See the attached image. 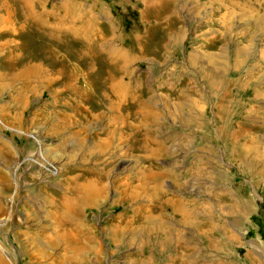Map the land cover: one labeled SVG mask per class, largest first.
Segmentation results:
<instances>
[{
    "label": "rangeland",
    "instance_id": "obj_1",
    "mask_svg": "<svg viewBox=\"0 0 264 264\" xmlns=\"http://www.w3.org/2000/svg\"><path fill=\"white\" fill-rule=\"evenodd\" d=\"M8 1L0 264H264V0Z\"/></svg>",
    "mask_w": 264,
    "mask_h": 264
},
{
    "label": "bare ground",
    "instance_id": "obj_2",
    "mask_svg": "<svg viewBox=\"0 0 264 264\" xmlns=\"http://www.w3.org/2000/svg\"><path fill=\"white\" fill-rule=\"evenodd\" d=\"M21 1L23 2L24 7L29 10V5L24 3L25 0H21ZM4 14H6V11H3V15ZM1 19H4V17H2ZM20 65H21V67H23V68H21L22 74H25V73L26 74H35L36 73V71L34 72V69L30 66V64H28V65L20 64ZM113 121L116 122L117 128H119V130H116V128L114 130H111L108 133L109 139H111V137H113V135L115 136L118 132L122 133V132H120V129L122 131V128L125 127L124 117L121 119H120V116L114 117ZM104 187H105L104 177L102 175H99L97 177V179L96 178L95 179H88L87 178V180H84L82 183L77 184L75 187L74 193L78 197V201H81V203H83V202L88 203V202H93V200H95V199L99 200L105 191ZM103 189H104V191H103Z\"/></svg>",
    "mask_w": 264,
    "mask_h": 264
},
{
    "label": "crops",
    "instance_id": "obj_3",
    "mask_svg": "<svg viewBox=\"0 0 264 264\" xmlns=\"http://www.w3.org/2000/svg\"><path fill=\"white\" fill-rule=\"evenodd\" d=\"M8 1V0H7ZM43 1L44 0H29V2H30V4H31V6H32V12H33V15H32V19H31V21H40L41 20V17L44 19V17H45V19H47L48 21H50V22H52V23H54L53 21H60L61 20V18L62 19H64L65 20V18L64 17H66L67 16V14L68 13H64V14H61L60 16H59V18H56V19H53L52 18V14L51 13H47V18H46V13L44 12V10H42V8H44V4H43ZM70 2H71V0H69ZM1 2H2V0H0V9H1V6H2V4H1ZM8 3H10V6L11 5H14V4H19V6H22V2L20 1V0H9L8 1ZM67 3V2H66ZM11 9L13 8V6L12 7H10ZM43 13H45V14H43ZM41 14H43V15H41ZM71 14V13H70ZM37 15H39V18H37ZM77 15V14H76ZM41 16V17H40ZM75 15H73L72 17H74ZM79 19V18H78ZM80 20V19H79ZM81 21V20H80ZM63 22V21H62ZM33 23V22H32ZM65 23V22H64ZM63 23V24H64ZM75 22H73V24H74ZM76 24V23H75ZM64 26H65V24H64ZM74 27V26H73ZM47 68H51L50 66H47Z\"/></svg>",
    "mask_w": 264,
    "mask_h": 264
}]
</instances>
